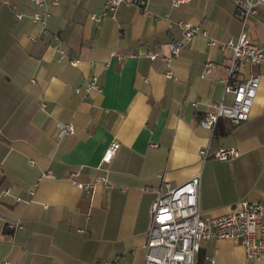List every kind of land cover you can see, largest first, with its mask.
I'll list each match as a JSON object with an SVG mask.
<instances>
[{
    "label": "crops",
    "instance_id": "1",
    "mask_svg": "<svg viewBox=\"0 0 264 264\" xmlns=\"http://www.w3.org/2000/svg\"><path fill=\"white\" fill-rule=\"evenodd\" d=\"M234 1L189 0L174 8L172 0H149L148 14L122 5L97 23L90 17L104 13L105 0H60L46 6L42 27L32 21L31 0H0V194L11 190L0 198V262L101 264L120 256L115 264H145L157 192L197 176L204 216L262 200L264 70L240 69V80L260 75L247 122L221 120L213 136L199 126L207 106L224 96L232 51L208 42L238 39ZM179 22L200 26L207 37L185 45L168 78L166 62L146 55L160 48L169 56L167 45L183 40ZM249 31L264 49V5ZM206 63L213 74L203 78ZM93 76L102 92L85 99ZM57 123L72 124L75 134L59 137ZM113 143L119 149L102 164ZM207 146L233 148L239 157L202 161ZM46 171L55 179H43ZM15 223L22 228L8 227ZM195 260L246 264L243 247L226 240L202 243Z\"/></svg>",
    "mask_w": 264,
    "mask_h": 264
},
{
    "label": "built area",
    "instance_id": "2",
    "mask_svg": "<svg viewBox=\"0 0 264 264\" xmlns=\"http://www.w3.org/2000/svg\"><path fill=\"white\" fill-rule=\"evenodd\" d=\"M149 0H105L104 13L100 16L91 15L94 22L103 21L109 14L115 15L117 9L122 5L135 6L148 14L146 6ZM37 8L32 21L45 27L50 14L45 11L49 4L57 5L60 0H31ZM189 0H172V7L176 8ZM236 18L241 24L240 35L236 40L225 43L210 40L208 46L218 47L221 50L232 51L228 77L225 82L224 96L232 95V103L225 104L224 96L220 102H214L207 106L205 114L199 121V126L215 134L219 121H229L232 125L240 126L251 117L255 97L260 87V75H253L247 80H240V69L243 66L260 67L264 70V49L260 48L250 39L249 23L252 18L257 17L259 7L264 5V0H235ZM21 18V16L19 17ZM177 27L183 34V40L171 42L167 45L170 55L164 56L160 48L149 51L147 57L154 61L162 58L169 70L166 75L172 78L170 71L172 60L178 57L185 45L198 39L207 37V33L200 26H193L188 22H179ZM63 54V53H62ZM64 57V56H62ZM213 63H206L203 67V78L212 75ZM81 88L74 92L80 94ZM93 91L101 93L99 78L93 76L86 82L83 92L87 99ZM193 108L197 109L199 103L191 102ZM44 107V105H42ZM56 132L59 137L75 134L72 124H56ZM119 144L113 143L109 151L104 155L102 164H110L113 160ZM202 161L210 158L221 161H230L239 157V152L233 148L217 149L212 152L210 146L200 151ZM42 178L55 179L50 171L44 172ZM106 180V179H105ZM81 190L92 192L94 186L81 185L73 182ZM200 180L194 177L188 183L172 187L169 184L157 192V197L150 207V225L148 228L147 243L145 249V264H195V256L201 250V244L207 241H235L241 245L245 252L246 264L264 261V195L258 202L241 201L238 206L228 215L218 218L204 216L200 207ZM34 193L31 192L30 195ZM11 195V190H4L0 198ZM18 197L16 201H20ZM9 228L19 230L21 223L9 224ZM121 257L118 256L114 262H103L101 264H115ZM208 260L212 259L208 258ZM0 264H11L0 262Z\"/></svg>",
    "mask_w": 264,
    "mask_h": 264
}]
</instances>
